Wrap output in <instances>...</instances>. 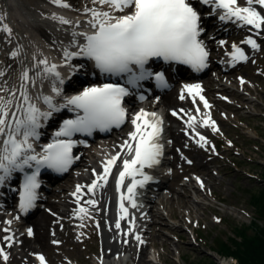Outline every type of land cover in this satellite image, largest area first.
<instances>
[{
	"label": "snow or ice",
	"instance_id": "1",
	"mask_svg": "<svg viewBox=\"0 0 264 264\" xmlns=\"http://www.w3.org/2000/svg\"><path fill=\"white\" fill-rule=\"evenodd\" d=\"M52 2L68 7L67 4H62L61 0ZM201 2L211 5L213 11L220 10L218 16L220 21L247 25L256 29L257 33L264 27V15L254 6L264 7V0H245L244 6H240L238 0ZM92 3L101 6L100 10L87 7L84 9L86 13L91 14L88 23L92 31L72 32L70 44L76 50L64 49L65 64L73 57H86L100 73L120 77L124 79V84L104 83L85 87L75 95L65 96L64 102L59 104L54 102L51 96H43L47 110H41L29 95L28 86L35 81L27 68L20 75L21 82L18 87H8L7 82L0 86V185H4L13 173H24L19 189L21 211H27L34 206L37 189L40 187L38 176L41 168L63 172L72 164V149L77 143L72 139L74 134L90 135L95 129L106 130L123 124L126 110L122 100L130 94V87L132 89L142 87L141 82L149 78H154L159 87H167L164 73L153 72L147 67L150 60L159 58L164 62L186 64L196 71L207 67L209 53L203 41L199 39L201 32L204 31L200 26L201 17L189 0H92ZM104 5L108 6V10H102ZM53 19H58L62 24H72V21L63 17L54 15ZM4 30L11 32L7 25H4ZM78 36L83 38V43L77 40ZM219 43L223 46L225 41L221 40ZM241 43L248 44L253 49L258 47L250 36ZM232 49L230 53L232 61L247 59L243 49L235 43ZM12 55L15 56L16 53L13 52ZM57 67L55 64L49 65L46 59L38 60L33 65L37 77L53 79L63 84ZM3 75L4 73L0 72V76ZM184 88L190 94L193 92L198 94L200 91L198 84L185 85ZM51 90L56 96L62 94L61 88L55 83ZM200 99L204 100L202 96ZM204 105L208 107L206 100ZM61 108H68L75 116L63 120L50 142L38 145L41 136L39 130L43 122ZM191 119L193 118L190 117ZM208 123L209 120L206 118L204 124ZM132 124L135 130L129 133V140H125L120 146L122 151L127 150L126 155L130 158H123L118 152L105 162L103 174L97 176V179L88 186V191L92 192L98 186V180L107 182L113 166H117L118 161L122 159V170L116 179L117 191L120 190L124 178L131 177V183L127 184L128 195L120 196L119 208L125 214L127 208L123 201L127 199L132 207H136L133 200L136 187H143L144 183L151 179L143 169L158 164L162 153V146L158 142L161 120L156 113H147L141 109L133 116ZM200 140L205 141V138L200 136ZM26 168L32 171L26 172ZM137 175L143 179H136ZM80 190L81 186L78 185L73 195ZM86 203L94 206L96 201L88 200ZM79 212L86 214V209L81 207ZM116 227H120L119 218ZM28 234H32L31 229H28ZM4 239L7 241L11 237L6 236ZM136 239L140 240V237L136 236ZM0 254H3L2 249ZM39 259L41 264H44V258L41 256Z\"/></svg>",
	"mask_w": 264,
	"mask_h": 264
},
{
	"label": "rangeland",
	"instance_id": "2",
	"mask_svg": "<svg viewBox=\"0 0 264 264\" xmlns=\"http://www.w3.org/2000/svg\"><path fill=\"white\" fill-rule=\"evenodd\" d=\"M24 1L29 4L37 3L36 0ZM69 1L73 4L76 3V8H79V0ZM13 20H15L14 17ZM15 24L13 25L14 30L9 33V36L14 39L12 42H15L22 32L33 35L32 30H28L25 27L19 28L17 20H15ZM35 42L31 41L28 45H32ZM9 50L8 43L5 46L4 54H9ZM261 53V66H264V50ZM2 67L3 65L0 62V69ZM20 69V59L13 58L9 61L8 67L4 68V72H7L15 79L20 73ZM258 71L259 68H255L253 64L244 66L238 71L241 76H246L248 79L246 86L249 91L246 90V92L250 93V95L244 96L250 97V99L246 101H240L239 99V102H236L232 108L222 102L223 104L220 103L221 111L218 114V118L213 117L218 121L221 131L217 133L233 139L236 146H233V149L230 148V151L226 150L228 148L227 145L224 146L222 156H216L215 160L210 162L206 169H203L201 165L193 166V168L206 174L203 176L207 179L206 185L200 191H195L192 188L193 183L192 185L187 184L188 189L183 188L180 183L186 184L190 182V179L177 177L176 175L179 171L176 168L172 181L168 185L169 188L160 191L162 192L160 196H164L163 200L156 198L157 202H159L156 208L161 218L156 216V222L151 225L148 232L149 245L144 248L142 260L140 257L137 261V255H133V250L137 249V247L135 243H132L128 250L131 258L124 264H190L189 261L210 253V247L214 245L217 238L226 241L230 237H235L231 226L247 223L251 216L256 217V211L251 205L250 199L258 187H264V181H260L259 178V176L262 178L264 168L258 164L261 163L264 166V71L256 73ZM207 76L211 80L208 85L210 89L208 90L213 91L216 83L212 78L215 79V77H212L211 73ZM221 82H224V79L223 81L221 79ZM225 83L229 84L228 81ZM229 85L239 90L238 86ZM237 90L236 92H231L230 95L237 98L239 95ZM171 105H174V102ZM236 105H243L244 107L240 110H234V108L238 107ZM95 141L100 142L102 140L98 139ZM184 147L188 148V145L184 144ZM92 148L93 146L89 147L91 150ZM180 152L181 149L177 148V154ZM181 155L184 154L182 153ZM85 158L88 160V157ZM204 159L208 160V156ZM61 183H65V180L57 185L54 184V189L59 190L62 186ZM211 189L214 194L209 195ZM161 206H164V208ZM241 210L247 211V214ZM214 215L220 216L221 220L218 222V217H214ZM188 216L195 218L189 225L187 224ZM34 217L31 218L33 219ZM195 221H197L195 232L201 238L196 239L195 243H192V240H194L191 235L192 226H194L192 224ZM177 236L182 238V240H179ZM51 239L52 236L49 237L48 235L41 248L36 244H32L27 249L29 257H32L34 251L41 249L46 251L52 264H58L59 262L67 264L66 261L55 260L56 250L49 242ZM100 241L99 237L95 236V238H90L86 241L84 246L80 245L75 248L73 240L70 238L63 243L61 249L63 250L64 246L65 253L71 258L72 264H96L95 260L98 258L92 256L91 253L94 252L97 256L100 254ZM152 244L153 246H151ZM15 249L17 250L19 247L16 246ZM57 255L59 256L58 250ZM180 255L188 256L187 259L185 258L181 261ZM74 258L76 261H74ZM221 260L223 261L224 258L221 257ZM21 261V259H13L11 256L9 260H6L5 257L3 259L0 258V264H21ZM230 262L231 264H236L233 260L228 261L229 264Z\"/></svg>",
	"mask_w": 264,
	"mask_h": 264
},
{
	"label": "bare ground",
	"instance_id": "3",
	"mask_svg": "<svg viewBox=\"0 0 264 264\" xmlns=\"http://www.w3.org/2000/svg\"><path fill=\"white\" fill-rule=\"evenodd\" d=\"M22 10V20L19 22V20H17V24L19 25V28H23L25 27L28 30H33L34 33H36L37 35H39L40 37H44L46 40L51 41L53 39L52 34L53 33H63L66 36H63L62 42L64 43V41L66 42H70L72 39V35L69 34V32L62 27V25L60 23H58V19H53V16L55 15L56 17H59L57 14L58 13H48V14H44L43 17L38 16V18L41 21H48L51 25H50V31L49 33L46 32V30H44L41 27L38 26H31L28 25L27 23H25L24 20H27L28 18H31V23H37L36 19L34 17H32L29 13H27L24 8L21 9ZM9 13V12H8ZM10 14V13H9ZM12 15V14H11ZM39 22V21H38ZM10 23V22H9ZM2 24L0 23V26ZM45 28V27H44ZM20 39L21 42L19 43V41H17L15 43V45H19V49L22 50L24 52L25 47L27 46L28 43H30L29 41H32V37L31 36H26V34L24 32H22V34L20 35ZM4 42V34L1 35L0 37V49L3 48V46L1 44H3ZM24 56H26L27 52L22 53ZM210 79L207 78L205 79V83L209 85L210 83ZM46 82V80H40V84L43 85ZM11 82H7V86L11 87ZM29 87V86H28ZM168 91L165 92V94H161L160 96H157L155 99V103L159 104L160 106H162L164 109L167 107H170L172 102H174V104L177 102L176 100V96L174 95V91L172 92ZM188 100V98H184V100L181 101V103H186V101ZM171 103V104H170ZM173 107V106H172ZM145 107H142V109H144ZM203 110H204V119H208V113H207V107H205V105H203ZM206 117V118H205ZM170 120L177 122V120L173 117L170 116ZM209 120V119H208ZM177 124L179 125L180 123L177 122ZM199 128L201 126H203L202 133L203 135H205L206 133L209 132V127L205 124L202 123H198ZM173 126L170 125L169 126V132L171 134V136L173 137L175 143L179 146H181V140L183 138H186L185 135L178 129H174L172 128ZM135 129H133L134 131ZM120 137H112V138H105L103 140V143L105 145H108L109 149L111 150H116L118 149L125 140H129V134L125 137H123V135H119ZM115 141V142H114ZM95 145H98L97 143H95ZM127 152V150H126ZM89 154L91 156H93L92 153L89 152ZM93 161L95 163H97L99 161V157L95 156L93 158ZM79 163L82 166H86L87 163L84 161V159L82 160V157L79 158ZM183 163V162H181ZM201 167L203 169H206V164L201 163ZM90 177H93V173L88 172L87 174H80L79 176H77V180H84V179H88ZM104 181V180H103ZM110 181H112V178H110ZM173 191H175V189H173ZM158 196V195H157ZM108 199L111 200V196L108 194ZM160 198V196H159ZM164 196H162L160 199H163ZM59 204L64 206L63 209V213H67L68 212V208L70 206H72V201L70 199L69 196L63 197L62 200L60 202H58ZM56 204H52V206H54V208H58L59 205ZM111 205L110 201L106 202L105 205V210H109ZM65 206L67 207V209H65ZM52 217L48 214L45 213L44 211H41L37 214V216H35L31 222V224H33V234L31 237L27 236L26 234H22L19 235V242H17V246L19 247V249L13 251L12 249H8L6 248V250L8 251L9 255L17 260H22V262L25 263H33V260L31 258H29L28 253H27V249L32 246V244H36L39 245L41 247H43L44 242L46 240V235H47V229H48V225L51 222ZM30 221V220H29ZM99 223L101 225V230H100V234H101V238H102V247H103V252L104 255L109 256V252H111V254L113 252H119L122 248V244L118 243L116 241V239L114 237H112L110 231H109V227L107 225V214L106 211L104 213V215L100 216V220ZM6 241H4L3 243H5ZM5 247V246H4ZM144 251L141 250L140 252V257L142 260V255H143ZM224 264H227L226 261Z\"/></svg>",
	"mask_w": 264,
	"mask_h": 264
},
{
	"label": "trees",
	"instance_id": "4",
	"mask_svg": "<svg viewBox=\"0 0 264 264\" xmlns=\"http://www.w3.org/2000/svg\"><path fill=\"white\" fill-rule=\"evenodd\" d=\"M264 177V173H263ZM250 203L254 206L257 217L251 220L250 224L232 226L234 233L240 237H230L224 241L217 239L212 247L221 256H232L239 264H264V187L252 194ZM261 221L262 225L257 221ZM193 264H218L209 255H203L193 262Z\"/></svg>",
	"mask_w": 264,
	"mask_h": 264
}]
</instances>
